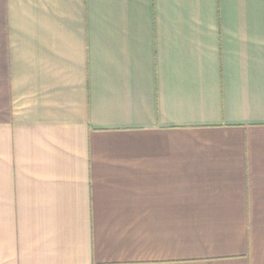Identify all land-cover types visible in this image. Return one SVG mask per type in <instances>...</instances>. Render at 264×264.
<instances>
[{
	"label": "crops",
	"instance_id": "0c3cea01",
	"mask_svg": "<svg viewBox=\"0 0 264 264\" xmlns=\"http://www.w3.org/2000/svg\"><path fill=\"white\" fill-rule=\"evenodd\" d=\"M0 264H264V0H0Z\"/></svg>",
	"mask_w": 264,
	"mask_h": 264
}]
</instances>
